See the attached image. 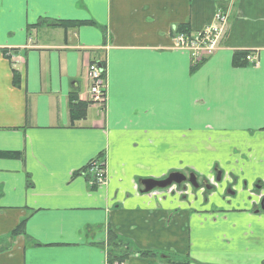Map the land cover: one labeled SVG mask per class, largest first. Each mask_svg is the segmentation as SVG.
<instances>
[{"label": "crops", "instance_id": "0c3cea01", "mask_svg": "<svg viewBox=\"0 0 264 264\" xmlns=\"http://www.w3.org/2000/svg\"><path fill=\"white\" fill-rule=\"evenodd\" d=\"M217 9L222 41L194 65L172 31ZM234 53L256 65L232 67ZM100 63L101 108L86 76ZM0 153L21 155L0 157V264H264V211L249 202L264 188V0H0ZM213 168L231 205L184 186L142 193Z\"/></svg>", "mask_w": 264, "mask_h": 264}, {"label": "built area", "instance_id": "2783aa9c", "mask_svg": "<svg viewBox=\"0 0 264 264\" xmlns=\"http://www.w3.org/2000/svg\"><path fill=\"white\" fill-rule=\"evenodd\" d=\"M227 22L228 11L217 9L213 15L212 23L197 32L186 34L175 29L172 33V47L175 50L189 53L191 63L196 65L217 50L227 28ZM246 61L254 63L256 59L253 56H247ZM87 80L89 82V103L92 106L103 107L105 102L104 81L95 65L88 67ZM86 175L91 187H98L106 182L105 169L98 160L89 163Z\"/></svg>", "mask_w": 264, "mask_h": 264}, {"label": "flooded vegetation", "instance_id": "af4514ba", "mask_svg": "<svg viewBox=\"0 0 264 264\" xmlns=\"http://www.w3.org/2000/svg\"><path fill=\"white\" fill-rule=\"evenodd\" d=\"M185 177L190 181L192 180V183L187 182L181 186H184L185 188H187L188 193L192 194L193 196L196 194H201L204 198H208L210 197V200L212 198H215L217 196V194L220 192L223 200L225 201L226 204H230V202L232 201V199H234V197L236 196L237 192L234 190L233 186L222 179L221 177V172L217 169H212V171H210V176L207 178L205 175L199 176L197 175L195 172H191L188 174H184ZM217 176H219L217 181ZM165 179L161 180L164 181ZM226 182V187L223 188V182ZM222 183V184H221ZM195 187H193V186ZM221 185V186H220ZM177 185H171L170 187L166 188V189H155L153 190L157 193L160 194H175L179 191ZM257 188V187H256ZM262 192H258L255 190H253L252 192L249 191V202L250 203H254L255 198L252 197L253 194H257L259 198H257V203L261 206V204L263 203V208H264V188L259 189ZM166 195V194H165ZM215 207H221V206H215Z\"/></svg>", "mask_w": 264, "mask_h": 264}, {"label": "trees", "instance_id": "16d2710c", "mask_svg": "<svg viewBox=\"0 0 264 264\" xmlns=\"http://www.w3.org/2000/svg\"><path fill=\"white\" fill-rule=\"evenodd\" d=\"M84 25H94V23L92 22H58V23H51V26H54V27H62L64 28L65 30L71 28V27H80V26H84ZM177 31L179 32H183V33H186V34H189V30L186 26H179L176 28ZM249 56L247 54H244V53H234L233 54V57H232V67L234 68H241V67H245L246 66V57ZM246 61V62H245ZM100 67H99V71H100V74L102 76V78H104V64L103 63H100L99 64ZM196 68L192 69L193 71L195 70ZM105 79V78H104ZM69 107H70V112L74 111L76 109V105H75V97L73 96H70L69 98ZM0 157H5L7 159H16V158H20L21 155L19 153H0ZM86 170V169H85ZM21 230V225L20 227H18L16 229V231H14V235H16L17 233H19V231ZM116 243V242H114ZM140 256H150L149 253H141ZM109 257V256H108ZM108 261H109V264H122L121 260H119V262H113V260L110 259V257L108 258Z\"/></svg>", "mask_w": 264, "mask_h": 264}, {"label": "water", "instance_id": "95a60500", "mask_svg": "<svg viewBox=\"0 0 264 264\" xmlns=\"http://www.w3.org/2000/svg\"><path fill=\"white\" fill-rule=\"evenodd\" d=\"M98 67H100L99 64H98ZM218 178L219 176H217V181H219ZM187 182L192 183V180L189 181L185 177V175L181 173H170L164 181L145 180V181H141L140 185L143 188L142 193L146 194L155 189L163 190V189L170 187L171 185L181 186ZM260 208L262 211H264L263 203L261 204Z\"/></svg>", "mask_w": 264, "mask_h": 264}, {"label": "rangeland", "instance_id": "374dc122", "mask_svg": "<svg viewBox=\"0 0 264 264\" xmlns=\"http://www.w3.org/2000/svg\"><path fill=\"white\" fill-rule=\"evenodd\" d=\"M226 187V185H223V188H225ZM215 206H218V205H220V206H225V205H231V204H226L225 203V201L223 200V198H222V196H221V194H220V192L217 194V196L215 197V204H214Z\"/></svg>", "mask_w": 264, "mask_h": 264}]
</instances>
